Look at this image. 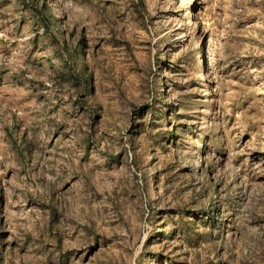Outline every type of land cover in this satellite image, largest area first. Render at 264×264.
Here are the masks:
<instances>
[{"label": "rangeland", "instance_id": "rangeland-1", "mask_svg": "<svg viewBox=\"0 0 264 264\" xmlns=\"http://www.w3.org/2000/svg\"><path fill=\"white\" fill-rule=\"evenodd\" d=\"M0 264H264V0H0Z\"/></svg>", "mask_w": 264, "mask_h": 264}]
</instances>
